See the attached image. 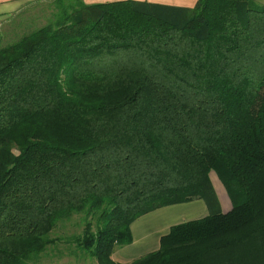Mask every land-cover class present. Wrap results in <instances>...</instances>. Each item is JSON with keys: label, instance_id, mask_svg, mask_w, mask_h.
Segmentation results:
<instances>
[{"label": "trees", "instance_id": "16d2710c", "mask_svg": "<svg viewBox=\"0 0 264 264\" xmlns=\"http://www.w3.org/2000/svg\"><path fill=\"white\" fill-rule=\"evenodd\" d=\"M52 5L0 45V264L56 243L82 264H264V1ZM194 199L207 215L112 259L135 219Z\"/></svg>", "mask_w": 264, "mask_h": 264}, {"label": "crops", "instance_id": "0c3cea01", "mask_svg": "<svg viewBox=\"0 0 264 264\" xmlns=\"http://www.w3.org/2000/svg\"><path fill=\"white\" fill-rule=\"evenodd\" d=\"M42 1L47 6V24L53 12L52 0H0V28H24L21 16L29 5ZM85 4L112 2L119 0H81ZM154 4L176 7H192L197 0H139ZM264 1V0H261ZM33 8V7H31ZM45 12L37 11L38 20H45ZM30 15L26 16V20ZM19 17V18H18ZM33 17L27 21H31ZM41 25V26H43ZM21 31V30H19ZM18 32V31H17ZM7 33V32H6ZM1 37V34H0ZM208 207L203 199H194L184 203L167 205L135 219L131 225L132 242L123 247H116L111 257L118 263L130 262L159 247L162 235L166 234L170 226L192 219L201 218L208 213Z\"/></svg>", "mask_w": 264, "mask_h": 264}, {"label": "rangeland", "instance_id": "374dc122", "mask_svg": "<svg viewBox=\"0 0 264 264\" xmlns=\"http://www.w3.org/2000/svg\"><path fill=\"white\" fill-rule=\"evenodd\" d=\"M43 3L44 2L42 1L35 2L34 4H31L27 8L24 9L21 16H19L20 18L24 16L23 17L24 22L22 23V25H24V28H4V27L0 28V34H1L0 45L5 46L13 42H16L22 37L23 34L29 33L35 30L36 28L41 27V25H43L46 22L47 17H48L47 16L48 14L47 6H45V4ZM38 10L40 12L46 13V16L44 15L45 20H38L39 19L37 17ZM27 15H30V16L26 20ZM33 16L35 17L31 21L27 22L30 19V17H33ZM124 58H126V56ZM210 176H211V180L214 185V188L216 190V194L218 196L220 208L222 211H226L231 206L230 200L224 190V187L222 186L221 182L218 180L216 175L213 172H211ZM53 234H57V231H52V235ZM60 244L61 243H56L55 245L49 246L46 249L47 251L40 255L41 257L42 255L48 254V252H51V251L55 252L53 254L49 253L51 257H49V259L46 260L44 264H82L81 258H80L81 257L80 250L77 247L73 249L71 246V243H68L69 245L65 244V247H62L61 249H59ZM89 258L90 260H92V262H95L94 258H91V257Z\"/></svg>", "mask_w": 264, "mask_h": 264}]
</instances>
